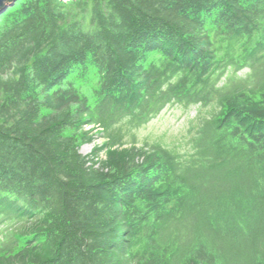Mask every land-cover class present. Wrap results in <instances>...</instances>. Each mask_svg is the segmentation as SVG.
Here are the masks:
<instances>
[{"label":"trees","instance_id":"1","mask_svg":"<svg viewBox=\"0 0 264 264\" xmlns=\"http://www.w3.org/2000/svg\"><path fill=\"white\" fill-rule=\"evenodd\" d=\"M171 104L198 107L189 152L80 151L83 121L134 130ZM0 227V264H264V0L0 14Z\"/></svg>","mask_w":264,"mask_h":264},{"label":"rangeland","instance_id":"2","mask_svg":"<svg viewBox=\"0 0 264 264\" xmlns=\"http://www.w3.org/2000/svg\"><path fill=\"white\" fill-rule=\"evenodd\" d=\"M248 73V68L238 72L240 76ZM96 81L97 79L93 78L91 82L81 83L82 91L90 97L92 102H94L93 90ZM197 108L195 105L185 107L180 104H171L148 124L134 130H131L127 124L111 127L97 118L83 121L81 129L90 137V140L81 145L80 151L91 157L97 154L100 161H107L113 151H123L135 146L148 150L146 143L150 145L160 142L189 152L191 144L190 141L187 142L188 128L190 121L197 113Z\"/></svg>","mask_w":264,"mask_h":264},{"label":"water","instance_id":"3","mask_svg":"<svg viewBox=\"0 0 264 264\" xmlns=\"http://www.w3.org/2000/svg\"><path fill=\"white\" fill-rule=\"evenodd\" d=\"M18 0H0V14L5 12L10 6H13Z\"/></svg>","mask_w":264,"mask_h":264}]
</instances>
